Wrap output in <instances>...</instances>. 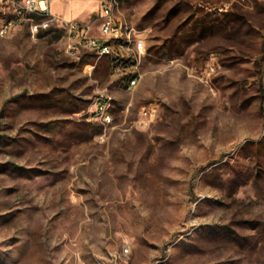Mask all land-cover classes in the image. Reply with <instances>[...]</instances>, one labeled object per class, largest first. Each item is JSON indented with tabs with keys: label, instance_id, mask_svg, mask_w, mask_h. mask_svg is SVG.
Here are the masks:
<instances>
[{
	"label": "rangeland",
	"instance_id": "obj_1",
	"mask_svg": "<svg viewBox=\"0 0 264 264\" xmlns=\"http://www.w3.org/2000/svg\"><path fill=\"white\" fill-rule=\"evenodd\" d=\"M110 1L145 30L129 91L131 64L0 5V264H264V1Z\"/></svg>",
	"mask_w": 264,
	"mask_h": 264
},
{
	"label": "built area",
	"instance_id": "obj_2",
	"mask_svg": "<svg viewBox=\"0 0 264 264\" xmlns=\"http://www.w3.org/2000/svg\"><path fill=\"white\" fill-rule=\"evenodd\" d=\"M51 0H0V5H13L17 21L24 22L25 14L31 17H40L41 22L31 24L32 34H37L41 29L49 28L54 24H63L69 27L70 34H74L83 41L86 47L94 50L99 56L115 57L118 66L128 67L133 70L121 80V86L132 90L139 81L137 68L145 55V30L122 22L116 16V4L110 0H100L102 8L100 14L89 24L68 22L59 15L50 11ZM98 23L101 36L94 37L90 34L92 26ZM5 26L0 34L6 33ZM122 53L126 55L121 56ZM121 57V58H120ZM127 57L128 60L122 59ZM99 113L104 121L111 122L110 115L104 107H99ZM101 110V111H100Z\"/></svg>",
	"mask_w": 264,
	"mask_h": 264
},
{
	"label": "crops",
	"instance_id": "obj_3",
	"mask_svg": "<svg viewBox=\"0 0 264 264\" xmlns=\"http://www.w3.org/2000/svg\"><path fill=\"white\" fill-rule=\"evenodd\" d=\"M256 1H264V0H256ZM52 3L53 2H50V11L52 12ZM52 13H54V12H52ZM54 14H56V15H59V14H57V13H54ZM59 16H61V15H59ZM90 34H91V32H90ZM106 60V59H105Z\"/></svg>",
	"mask_w": 264,
	"mask_h": 264
},
{
	"label": "trees",
	"instance_id": "obj_4",
	"mask_svg": "<svg viewBox=\"0 0 264 264\" xmlns=\"http://www.w3.org/2000/svg\"><path fill=\"white\" fill-rule=\"evenodd\" d=\"M36 18L40 19V17H36Z\"/></svg>",
	"mask_w": 264,
	"mask_h": 264
}]
</instances>
